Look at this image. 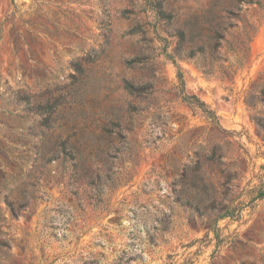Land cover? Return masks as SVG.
Masks as SVG:
<instances>
[{
	"label": "rangeland",
	"instance_id": "obj_1",
	"mask_svg": "<svg viewBox=\"0 0 264 264\" xmlns=\"http://www.w3.org/2000/svg\"><path fill=\"white\" fill-rule=\"evenodd\" d=\"M234 4L0 0V264H264V199L253 201L264 185V136L244 103L264 82V9L240 5L255 33L235 77L168 57L178 32L201 46L220 10L239 13ZM179 69L186 94L221 129L178 96ZM126 81L154 93L136 102ZM19 91L35 110L16 103ZM214 145L236 166L231 174L207 165ZM200 179L210 193L215 185L213 209ZM219 203L234 212L213 223Z\"/></svg>",
	"mask_w": 264,
	"mask_h": 264
},
{
	"label": "trees",
	"instance_id": "obj_2",
	"mask_svg": "<svg viewBox=\"0 0 264 264\" xmlns=\"http://www.w3.org/2000/svg\"><path fill=\"white\" fill-rule=\"evenodd\" d=\"M15 0H12L14 3ZM236 4L232 5L234 10H237L239 13H235L230 10H220V13H225V15L215 16V21L208 24L206 29L207 34L205 39L202 40L201 46L191 45L187 41V35L180 31L178 32V45L174 51L173 55H169V59L176 63L175 57L181 59H196L200 62V68L207 75H220L223 79H229L230 77H235L237 71L242 70L245 64L248 63L249 52H250V43L253 39L255 30L253 26L241 16L243 8L240 6L242 3H247L250 5H257L260 9H264V3L262 0H234ZM158 14L163 18L166 17V12L163 8V5L158 6ZM233 19H237V22H234ZM238 23L242 24V27H238ZM228 54L232 55L229 57ZM227 64V65H226ZM179 86L177 87L178 96L182 101L191 108L194 112L201 111L202 114L210 120L211 124L217 128L221 129L218 117L215 113L196 95L186 94V84L184 81L183 73L181 69L178 72ZM125 89L127 92L135 99V101H142L148 96L154 93L152 85L149 83L135 84L130 81L125 82ZM16 103L19 105H24L25 111L32 112L35 110V106L32 104V97L28 93H22L19 91L16 94ZM244 103L250 109L254 111V121L259 129V131L264 136V113L261 112V107H264V82L256 81L252 84L250 89L246 91ZM48 108V107H47ZM46 108V110H47ZM38 109H44L43 106H39ZM137 110L135 106H132L131 112L137 113L143 111ZM43 114L48 113V118L44 120L45 126L48 124V119L51 117L50 109L43 111ZM57 144L51 148L50 151L53 153L55 159H59L57 153L59 151ZM48 155L45 152L44 156ZM223 148L219 145L212 146L208 151L207 156V165L218 170L221 175L224 173L231 174L233 169H237L235 165H229L224 161ZM52 158H48L46 163H49ZM237 170H235V178H232V175H228L226 179L227 189L225 191V197L227 192L232 187L229 185L234 179H236ZM89 184L94 185L97 189L98 195L103 194L104 186L98 184L97 178H94V175H88ZM226 177V176H225ZM232 179V180H231ZM198 181L199 185H202L207 191L204 192L202 199L204 202H211V208L213 209L216 205V188L214 183H210L212 187V192L208 191V182L200 179L194 180ZM253 192V191H252ZM264 199V185L261 186L257 194L254 196L253 201ZM223 205V203H219ZM205 204H199V208ZM210 208V209H211ZM220 214L216 216L215 221L224 219L228 216H231L234 212L232 207L229 205H223L219 209ZM15 213V211H13Z\"/></svg>",
	"mask_w": 264,
	"mask_h": 264
}]
</instances>
